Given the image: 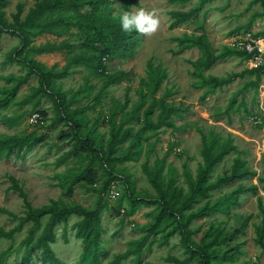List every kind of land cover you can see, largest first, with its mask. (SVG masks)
<instances>
[{
  "label": "rangeland",
  "instance_id": "1",
  "mask_svg": "<svg viewBox=\"0 0 264 264\" xmlns=\"http://www.w3.org/2000/svg\"><path fill=\"white\" fill-rule=\"evenodd\" d=\"M82 1L90 3L91 0ZM106 1L110 2V16L118 18L125 12L144 9L155 13L160 20V28L153 37H143L133 29L131 34L137 44L134 56L127 59L106 57V61H102L111 72H125L126 78L121 83L110 86L98 104L86 109L84 116L89 122L84 130L99 119L95 133L96 142L100 141L105 149L109 137L107 119L110 114L126 103L123 117L116 116L117 122H120L121 119L131 116L130 111L139 108L134 120L125 125L132 128L133 140L128 139L121 147L123 150L129 142L134 143L133 151L137 152V157L134 161L117 163L116 168L124 169V173L129 175L134 195L147 201L155 198V192L148 183L142 166L146 163L152 169L154 161L163 157L171 143H176L177 146L169 152L163 175L166 180L174 179L176 185L184 191L187 190V185L183 166L186 165L192 177H196L203 165L200 152L204 147H216L224 141L236 146L237 153L226 155L211 171L210 180L226 177L237 157L244 162V168L249 174L242 179L222 182L207 200L193 205L191 211L198 216L188 226L194 242L191 248L195 249L205 232L213 234L219 231L228 235L225 241L211 249L218 254L224 249H231L234 258L227 260L219 257L210 261L211 264H264V254L255 244L256 229L261 224V212L264 210V69L256 74H243L231 83L211 91L202 83L199 75L207 79L241 74L250 69L249 61L239 56L219 58L209 69L201 70L197 76L191 63L204 59L206 53L199 48L189 47L187 42L191 37L205 35L210 54L217 56L227 49H234L230 46V39L235 35L249 32L264 38L262 7L259 3H253V0H212L206 4L200 0ZM35 2L36 0H9L3 8L6 21L13 24L12 16L18 5H22L20 19L23 20ZM122 5H127L129 10L126 11ZM84 8L89 10V7ZM102 8L103 6L98 9L97 14ZM190 10H196L195 17L189 22L170 27L171 12ZM85 37L95 38L92 33L86 36L72 28L62 37L36 36L32 38L31 46L58 44L62 41L74 44ZM19 46L17 37L7 32L1 35L0 97L3 91L12 90L16 84L15 78L27 71L19 61L5 64L9 53ZM100 47L106 48L108 44L101 43ZM71 51V54H67L64 49L59 53L35 55L26 50L24 56L33 58L47 68L55 67L60 70L70 55L79 54L81 49L72 48ZM70 71L72 73L67 77L52 84V90L65 94L66 98L78 93L76 102L70 107L71 111H75L91 103L100 92L102 82L83 66H73ZM37 84V78L31 76L27 84L19 88L15 99L5 109L0 110L1 115L22 117L14 127H8L0 121V150L1 142L13 136L32 132L45 136L44 143L26 152L23 159L14 156L0 158V208L18 217L24 216L22 200L16 193L8 190L11 185L10 178L17 180L22 186L33 208L48 205L51 200L62 207L76 205L87 209H93L98 202L107 204L101 214L100 248L95 256L84 255V244L75 237L72 226L81 219L76 216L69 217L66 223L55 227V240L50 248L55 257L65 264H113L117 255L137 248L139 241L147 235L154 223L159 210L154 205L138 203L134 213L123 217L130 205L125 197L122 181L112 182L109 191L113 193L106 194L104 198L81 187V181L72 183L74 177L86 167L88 159H71L60 166L54 164L62 153L71 148L72 142L61 138L70 133L68 128L61 124L53 128L49 126L55 115L51 99L42 98L37 109H32L31 105H17ZM156 85L158 89L153 95ZM162 101L182 108L180 114L169 117L174 128L163 126L155 131L147 129L140 132L145 123V111L152 108L150 119L155 123ZM232 102V108L228 109ZM40 110L47 114L45 121L38 114ZM33 115L38 116L36 123L31 121ZM98 171L101 175L102 171ZM103 179L101 176L94 188H98ZM68 187L71 191L65 194ZM118 204L121 215L116 212ZM205 207L209 212L200 215ZM47 219H41L33 242L41 235ZM16 225L17 221L0 214V228L8 231ZM31 227V223L25 224L11 240L0 239V264H23L21 256L27 247L21 246V242L27 238ZM171 229L169 226L164 232L147 237L140 250L130 254L119 264H177L170 261V258L183 264H201L198 256L183 246L178 232L171 233ZM32 264H40L39 252L32 254Z\"/></svg>",
  "mask_w": 264,
  "mask_h": 264
},
{
  "label": "trees",
  "instance_id": "2",
  "mask_svg": "<svg viewBox=\"0 0 264 264\" xmlns=\"http://www.w3.org/2000/svg\"><path fill=\"white\" fill-rule=\"evenodd\" d=\"M8 1L0 0V40L1 35L7 32L9 35L19 39L20 46L9 53V58L5 61V64H12L14 61H19L20 64L26 67L27 71L24 75L15 78L16 84L12 90L3 91L0 97V110L5 109L15 99L19 88L22 85H26L31 76H35L38 83L37 87L32 88L30 93L17 105L19 107L31 105L32 109H37L40 106V100L42 98L47 97L53 102L55 115L49 126L53 128L61 124L68 128L70 133L63 135L61 138L63 140L69 139L72 142L71 148L62 153L54 164L60 166L71 159L87 158L88 164L74 177L75 179L72 183L81 181V187L96 192L101 198H104L103 196L109 191V186L112 182L115 180L122 181L125 187V197L130 205V209L123 213V217H128L134 213L138 203L154 205L159 210V214L154 223L151 225L147 235L139 241L137 248H131L117 255L113 264H119L130 254L136 253L142 248L147 237L156 236L164 232L169 226L172 228L170 232H178L183 246L192 254L197 255L201 264H211L210 261L217 260L219 257L227 260L233 259L234 254L231 249H224L221 254L211 249L213 246L225 241L228 233L225 234L215 231L211 234L210 232H205L195 249H192L191 245H194V242L191 239V231L188 229V226L190 221L198 216V214L191 211L194 204L207 200L211 192L216 190L222 182L228 179H242L249 174L247 169L244 168V162L237 157L233 161L230 172L226 174V177L219 178L218 180H210V173L213 168L226 155L231 152L237 153L236 146L232 145L229 141H224L216 147H204L200 152L203 165L199 169L196 177L193 178L186 165L183 166V175L187 185V190L184 191L183 188L176 185L174 179L166 180L163 175L169 152L177 146L176 143H171L163 157L154 161L152 169L146 163L142 166L143 173L155 192V198L149 201L139 199L138 196L134 195V187L129 175L124 173V169L116 168L117 163L134 161L137 157V152L133 151L135 148L134 143L130 144L129 142L123 150L121 147L128 139L133 140L132 128L125 127V125L131 120H134V116L137 115L136 111L139 108L130 111L131 116L123 118V120L121 119L120 122H117L116 116L120 115L123 117L126 103L118 106L116 111L110 114L107 119L109 137L106 141L105 149L100 141L96 142L95 133L99 119L95 120L88 129L84 130L89 122L84 116L86 109L93 104H98L99 99L110 86L119 84L126 78L125 72H111L102 61L106 57L110 59L114 57L123 59L133 57L137 44L132 37V32H124L122 30L120 17L114 18L109 15L110 2L106 0H91L90 3L82 0H36L34 7L29 10L23 20L20 19L22 5L17 6L16 13L12 16L13 24H9L6 21L3 11ZM200 1L206 4L212 0ZM253 3H259L264 12V0H253ZM101 6L103 8L97 14ZM122 6L126 11L129 10L127 5ZM84 7H89V10H86ZM195 15L196 10H190L188 12L173 11L170 13V17L172 18L170 27L174 28L179 24L189 22ZM72 28L79 30L86 36L92 33L95 38L89 39V37H85L84 40H79L74 44L62 41L58 44L45 43L37 47L31 46L32 38L36 36L49 34L55 37H62L68 34ZM187 42L189 47L199 48L206 53L204 59L191 63L195 69L194 74L197 76L201 70L209 69L219 58L239 56L247 61L253 58L252 55L244 51L234 49H227L217 56H212L205 35L191 37ZM101 43H107L108 47L101 48ZM72 48H80L81 51L79 54L70 55L66 64L60 70H56L55 67L47 68L43 64L33 60V58L24 56L26 50L35 55H41L59 53L65 49L67 54H71ZM73 66H83L89 69L102 82L100 92L90 101L91 103L75 111H71L70 107L76 102L78 93L73 97L66 98L65 94L52 90V84L56 80L63 79L72 73L70 68ZM150 66L151 64H149ZM262 68L264 69V65L247 69L241 74H231L225 78L210 77L204 79L200 75L198 77L201 78L204 85L208 86L211 91H214L231 83L237 77H242L243 74H256ZM157 89L158 85L154 87L152 91L153 95ZM233 104L234 102L229 105L228 109H231ZM181 109L180 106L167 105L162 101L160 103V113L154 123L150 119L152 115V108L150 107L145 111V123L140 132L147 129L155 131L163 126L174 128L169 117L180 114L182 112ZM38 112L42 120L45 121L47 119L46 112L43 110ZM21 118V115L8 116L0 114V121L8 127L17 126ZM44 141L45 136L34 132L21 136H13L1 142L0 158L8 159L10 156H14L17 159H23L26 152L31 151L36 146L42 145ZM98 170L102 171L101 175ZM101 176L104 178L101 181V185L98 188H94L100 181ZM9 180L11 185L8 187V190L16 193L22 200L24 216L18 217L6 209L0 208V214H5L13 221H17V225L8 231L0 228V239L11 240L14 234L21 231L25 224H32V227L28 230L27 238L21 242V246L27 247L21 256L23 264H32V254L34 252H39L40 264H65L55 257L50 245L55 240V227L60 223H66L71 216L81 218L72 228L75 231V237L80 239L84 244V255L95 256V253L100 248V237L102 233L101 214L107 207V204L98 202L93 209H87L76 205L62 207L58 202L51 200L48 205L33 208L28 200L27 193L18 181L13 178ZM70 191L71 188L68 187L65 194ZM116 212L118 215H121L119 204ZM208 212V208L205 207L200 212V215L207 214ZM261 214V224L256 229L255 244L264 254V210ZM44 217L48 218L47 222L41 235L33 242L34 233L39 229L40 221ZM4 256L5 253H3ZM169 260L177 264H183L174 258H170Z\"/></svg>",
  "mask_w": 264,
  "mask_h": 264
},
{
  "label": "clouds",
  "instance_id": "3",
  "mask_svg": "<svg viewBox=\"0 0 264 264\" xmlns=\"http://www.w3.org/2000/svg\"><path fill=\"white\" fill-rule=\"evenodd\" d=\"M121 28L124 32H131L133 29L143 37H153L160 28V20L154 12L139 11L125 12L120 16Z\"/></svg>",
  "mask_w": 264,
  "mask_h": 264
},
{
  "label": "built area",
  "instance_id": "4",
  "mask_svg": "<svg viewBox=\"0 0 264 264\" xmlns=\"http://www.w3.org/2000/svg\"><path fill=\"white\" fill-rule=\"evenodd\" d=\"M230 46L237 51H244L253 58L249 60L248 64L250 69L256 68L264 63V38L252 35L249 32H245L241 35H235L230 39ZM106 61V58H103ZM37 115L31 117L32 122H37ZM113 193L108 191L106 194ZM105 194V195H106ZM112 197V196H111Z\"/></svg>",
  "mask_w": 264,
  "mask_h": 264
},
{
  "label": "crops",
  "instance_id": "5",
  "mask_svg": "<svg viewBox=\"0 0 264 264\" xmlns=\"http://www.w3.org/2000/svg\"><path fill=\"white\" fill-rule=\"evenodd\" d=\"M43 35H49V34H43ZM52 36V35H51ZM50 54H53V53H50ZM43 55V54H42Z\"/></svg>",
  "mask_w": 264,
  "mask_h": 264
}]
</instances>
